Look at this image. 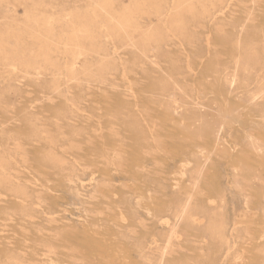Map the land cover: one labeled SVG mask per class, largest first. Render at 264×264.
Returning <instances> with one entry per match:
<instances>
[{
	"label": "rangeland",
	"instance_id": "obj_1",
	"mask_svg": "<svg viewBox=\"0 0 264 264\" xmlns=\"http://www.w3.org/2000/svg\"><path fill=\"white\" fill-rule=\"evenodd\" d=\"M0 264H264V0H0Z\"/></svg>",
	"mask_w": 264,
	"mask_h": 264
}]
</instances>
